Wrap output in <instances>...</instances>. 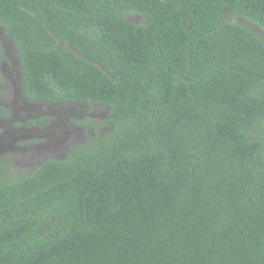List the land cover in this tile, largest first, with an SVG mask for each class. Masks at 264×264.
Segmentation results:
<instances>
[{"label":"trees","instance_id":"16d2710c","mask_svg":"<svg viewBox=\"0 0 264 264\" xmlns=\"http://www.w3.org/2000/svg\"><path fill=\"white\" fill-rule=\"evenodd\" d=\"M224 12L264 31V0H0L24 96L109 128L0 176V264H264V42Z\"/></svg>","mask_w":264,"mask_h":264},{"label":"rangeland","instance_id":"374dc122","mask_svg":"<svg viewBox=\"0 0 264 264\" xmlns=\"http://www.w3.org/2000/svg\"><path fill=\"white\" fill-rule=\"evenodd\" d=\"M123 18L137 26H143L145 20L135 14H129L123 16ZM221 20L223 22L239 23L245 25L253 31L255 35L261 38L264 42V31L255 24L241 18L230 15L228 12H224ZM80 111V112H79ZM77 114H81L78 116ZM106 110L101 107H94L87 109L82 105L79 108L73 107H53L51 108V114L38 116L40 119H48L49 122L37 127L32 124L30 127L36 129L32 142L28 141V144H22L17 142L13 145V148L28 149L27 152H10L0 157V176L5 177L9 181H15L31 175L43 162L48 160L62 161L70 152L83 145L94 132H107L108 126H102L97 130H93L91 127H85L84 125H77L89 120L93 125H99L106 120ZM33 119H27L26 127H29V123ZM13 124L6 125L5 130L8 132L11 127L22 125L17 120ZM10 122V120H9ZM77 122V123H76ZM84 123V122H83ZM30 149V150H29ZM35 162L34 167L30 170L26 169L29 163Z\"/></svg>","mask_w":264,"mask_h":264},{"label":"flooded vegetation","instance_id":"af4514ba","mask_svg":"<svg viewBox=\"0 0 264 264\" xmlns=\"http://www.w3.org/2000/svg\"><path fill=\"white\" fill-rule=\"evenodd\" d=\"M0 48V108L5 111L4 114L0 115V157H2L10 152H27L28 149L16 150V148H13V145L17 142L24 145L28 144V141L31 143L32 137L36 136V129L31 128L30 126L32 124L36 127L38 125L42 126L49 122L48 119L38 120V116L51 114V108L55 106L79 108L82 104L44 103L26 98L23 93V77L17 50L12 41L6 36L1 28ZM83 106L87 109L86 105ZM77 115L81 116V114ZM33 118L35 119L29 123L30 128H27L25 126V120H31ZM13 119H15L14 121L17 120L22 125L16 126V124H14V127H11V130L7 132L5 130L6 125L8 123L9 125H12ZM42 120L47 121L42 124L40 123ZM80 122H76L77 125H80ZM34 164L35 162L29 163L26 166V169L30 170L34 167Z\"/></svg>","mask_w":264,"mask_h":264}]
</instances>
